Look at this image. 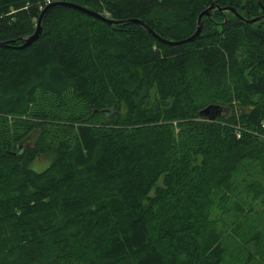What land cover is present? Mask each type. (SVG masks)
Listing matches in <instances>:
<instances>
[{
  "label": "trees",
  "instance_id": "obj_1",
  "mask_svg": "<svg viewBox=\"0 0 264 264\" xmlns=\"http://www.w3.org/2000/svg\"><path fill=\"white\" fill-rule=\"evenodd\" d=\"M65 1L114 23L49 6L18 47L50 0H0V264H249L264 0ZM210 4L182 44L130 21L178 41Z\"/></svg>",
  "mask_w": 264,
  "mask_h": 264
},
{
  "label": "water",
  "instance_id": "obj_2",
  "mask_svg": "<svg viewBox=\"0 0 264 264\" xmlns=\"http://www.w3.org/2000/svg\"><path fill=\"white\" fill-rule=\"evenodd\" d=\"M55 5L70 7L72 9H76V10L82 12V13H85V14L90 15V16H93V17L103 18L100 14H98L96 12H93V11H91L89 9H86V8H84L82 6L76 5L74 3H71V2H68V1H65V0H52L48 4H46L45 7L40 12V14L38 16V19L36 21V25H35V28H34L33 33L30 34L28 37L24 38L23 39V43L21 45H19L18 47H24V46L28 45L30 42L34 41L38 37L39 32H40L39 22H40V17L42 15L43 11L47 7H49V6H55ZM212 8H214V5L213 4H210L206 9L202 10L197 15V18H196L197 26H196L194 32L190 36H188V37H186L184 39L178 40V41H167V40L160 39L149 28H147L146 25L143 24L142 22H140L138 20H130V21L133 22V23L142 25L151 35H153L154 37H156L158 40H160L163 43H166V44H182V43H185V42H188V41L193 40L198 35V33L200 32V18H201V16H203V15L208 16L209 15L208 13H209V11ZM220 10L221 11L222 10L233 11L232 9L226 8V7L225 8H220ZM261 18L262 17H255V18H251V19H246V18L241 17V19L243 21H245L246 23H249V24L250 23H253V22L257 21V20H260ZM103 19H106V18H103ZM106 20H107L108 23H114V21H112V20H109V19H106ZM7 44H8L7 42H0V47L7 46ZM220 113H221V108L218 105H212V104L207 105V106H205L204 108H202V109H200L198 111V114L200 116L205 117L208 120H213Z\"/></svg>",
  "mask_w": 264,
  "mask_h": 264
},
{
  "label": "rangeland",
  "instance_id": "obj_3",
  "mask_svg": "<svg viewBox=\"0 0 264 264\" xmlns=\"http://www.w3.org/2000/svg\"><path fill=\"white\" fill-rule=\"evenodd\" d=\"M52 1V0H50ZM223 11V10H222ZM32 138H28L27 141L30 142ZM48 164V161L45 157L43 156H37L34 158L33 161L29 164V166L36 171H39L43 169L46 165ZM258 214L261 215V219L264 217V209L258 207ZM257 246L254 248V253L253 251L251 252V258L249 264H264V242L256 243ZM247 250V249H246ZM252 250V249H251Z\"/></svg>",
  "mask_w": 264,
  "mask_h": 264
}]
</instances>
